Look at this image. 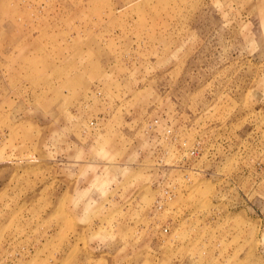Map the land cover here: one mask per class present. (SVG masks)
I'll return each instance as SVG.
<instances>
[{"label": "rangeland", "instance_id": "rangeland-1", "mask_svg": "<svg viewBox=\"0 0 264 264\" xmlns=\"http://www.w3.org/2000/svg\"><path fill=\"white\" fill-rule=\"evenodd\" d=\"M0 264H264V0H0Z\"/></svg>", "mask_w": 264, "mask_h": 264}]
</instances>
